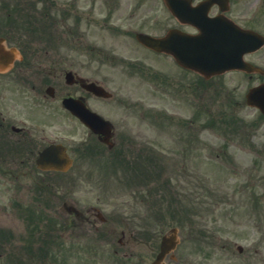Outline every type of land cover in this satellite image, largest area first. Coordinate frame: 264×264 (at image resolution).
Returning a JSON list of instances; mask_svg holds the SVG:
<instances>
[{"label": "flooded vegetation", "instance_id": "af4514ba", "mask_svg": "<svg viewBox=\"0 0 264 264\" xmlns=\"http://www.w3.org/2000/svg\"><path fill=\"white\" fill-rule=\"evenodd\" d=\"M31 1L14 0L16 10L30 9ZM88 1L90 11H83L81 7L72 27L65 26L66 32L62 34L70 36V43H62L56 49L47 43L36 44L22 15L17 17L16 24L3 23L0 8V169H7L5 173L0 171V177L10 176L6 188L11 192L6 205L14 210L35 212L32 222L46 227L41 234L43 238L35 242L57 244L60 264H151L157 253V236L147 228L158 225L159 221L148 222L140 215L136 204L115 202V190L100 185L106 174L84 171L86 156L82 155L84 149L93 144L95 163L102 162L108 152L125 159L131 153L135 154L133 157L141 156L145 152L141 142L136 147V134L131 128L145 127L146 112L113 95L111 98L98 97L82 85L112 83L115 82L114 72L124 71L131 75L144 73L155 81L157 92L184 94L189 100L196 82L216 98H240L249 83H261L264 75L229 70L206 76L178 61L186 53L188 58H193L189 52L194 50L199 36H202L204 49L216 50H236L242 43L239 30L247 31L252 43L264 41V0H145L136 1L133 6L130 1L125 2L122 10L128 18L134 19L146 1H151L153 9L147 7L146 10L155 13L154 35L158 39L166 38L168 46L176 51L175 57L163 51L154 52L159 61L154 71L140 61H118L114 56H109L100 66L93 64L98 57V46L89 32L98 25L117 31L119 24L115 22L113 0L105 3L102 12L97 11L96 0ZM42 3L47 7L50 1L42 0ZM120 5L121 2L118 9ZM43 17L49 19L50 13L43 11ZM117 20L121 18L117 17ZM135 22L136 19L131 23ZM60 49L63 53L57 55ZM83 53L88 63L85 68ZM260 53H264V44L246 58L257 55V59L249 61L264 68V55L260 57ZM58 66L60 73H72L69 84L54 82L52 85V68ZM207 66L206 62V73H209ZM50 86L53 90L47 92ZM67 97L83 101L86 107L110 122L111 132L106 143L103 142L106 135L91 133L81 120L63 107L62 100ZM131 112L138 122L131 121ZM159 117L156 113L155 118ZM68 121L74 132L69 136L65 130ZM16 122L21 126L15 125ZM82 129L87 138H82ZM76 135L79 140L73 141ZM140 138H143L142 134ZM52 144H63L69 147L72 158L80 157L78 170L70 171V168L62 172L38 168L39 154ZM9 165L13 171H9ZM83 179H91L98 186L93 188V203H84ZM49 200L52 201L50 204ZM41 211L46 213L39 214ZM50 240L54 243L48 242ZM8 243L0 241V256L8 253L3 251ZM179 261L177 257L166 259L167 264H180ZM188 264L204 263L192 259Z\"/></svg>", "mask_w": 264, "mask_h": 264}, {"label": "rangeland", "instance_id": "374dc122", "mask_svg": "<svg viewBox=\"0 0 264 264\" xmlns=\"http://www.w3.org/2000/svg\"><path fill=\"white\" fill-rule=\"evenodd\" d=\"M57 1L61 2V4L62 2L70 4L72 15H74L81 6L90 4V2H85L87 0H79L76 6H74V0ZM96 1L98 11H104V0ZM119 1H121V5L120 8L115 11V18L120 17L122 21V18H124L127 22H132L136 18L137 22L147 19L144 29L153 31L154 14L152 11V13L148 15L147 13L149 12L146 10L147 7L153 9L154 4L151 3V1H148L142 9L136 13L134 19L128 18L126 11L122 10L123 4L127 2V0ZM37 7L39 10L42 9V6L39 4H37ZM61 13L62 11L57 13L58 18L54 25V28L58 29L56 36L58 41V34H62L64 28V25L59 19ZM66 23L68 25L70 22L66 21ZM89 33L93 36L92 39L96 42L98 47L102 49L113 51L125 58H143L152 67L155 65L156 57L153 54L146 53L138 47L130 36L110 35L105 29H102V27H98L95 31L91 30ZM53 43L52 41L51 44ZM62 53L63 51L61 49L56 52L57 55ZM83 61L84 65H86L87 63L85 62L84 55ZM94 65L99 66L100 63H94ZM59 71L60 68H56V78L58 77L61 82L62 78L59 75ZM136 80L139 79L129 78L119 73L116 74V81L107 84V86L117 93L118 91L121 92L122 97L125 94V97H129L131 101L141 100L146 106L152 105L153 107L162 108L177 117L186 118L190 116L194 119L195 129L192 133L191 128L192 134L190 135H194L195 133V139L198 140L199 143H196V148L193 145L192 150H190L189 146L187 147V150L191 152L190 156H188L189 153H187L179 157L180 139H178V136L183 134L184 131H179L174 125V127L169 126L170 123H159V127H151L147 124L145 128L141 129V133L144 134L147 146L151 145V149L156 148L163 158L169 160L167 161L168 165L178 164V166L181 167H177L178 171L182 172L179 180L174 182L171 180L173 184H170V187L174 189V193L181 199H175L176 204L184 207L186 204L183 201H189L192 206L195 205V209L191 212L194 213L196 220L209 227L214 225V228L208 230L215 232V238L210 237V244H208V247L203 246L204 250L211 251L212 253L211 263L242 264V260H247V264H264V119L258 118V114L254 110L248 108L244 100H238L239 104L237 108L234 109L223 108L222 105L218 103L213 104L212 102H205L211 107V115L219 116L223 113L226 117L234 115L238 119H241V128L237 133H233L235 136L234 139H232L229 136L220 134L216 129L203 127L202 124L207 119L201 121L200 118H195L198 114V110H196L194 106L197 107L202 104V100L197 97V95L193 98L194 104H192V108L187 109L186 106L175 101L173 98H167L166 96L161 98L157 97L151 92L148 85H145L141 80H139L140 82ZM200 117H203V115H200ZM261 144L262 148L260 147ZM255 145L259 147V158H256L254 153H250L252 146ZM226 146L229 148L227 149L228 155L230 154L234 158L232 165L233 167L236 165L238 171H241V169L250 171L251 163L258 161V172L253 174L257 177L256 181H258L259 186H254V188L258 189V193L263 192V195L260 194L263 200H259L258 202L256 200L252 201L251 198L253 195L250 190L244 191L245 193L236 192L235 186L237 187L242 184L243 177L233 176L227 170L223 159H221V150ZM153 152H155V150H153ZM213 153L216 156V160L213 159L215 157ZM212 161L213 163L211 164ZM222 163L224 165H222ZM166 181L168 182V180ZM158 182L160 184V179ZM260 183H263L262 187ZM114 185L116 186V184ZM84 188V202H91L94 198V194H92L86 182H84ZM218 192L222 198H220ZM224 193L227 194L222 195ZM121 198L125 199L123 197ZM128 198L127 196V199ZM164 198L165 197L161 196V202L163 203L168 197H166L165 200ZM0 199L2 200V197ZM207 203H213V206L208 208ZM214 203L216 205H214ZM175 208H164L162 215H158L156 218L163 222L161 227L163 233L167 232L174 225L179 227L181 234V247L179 252H187L190 246L191 248L194 246L191 241L186 240L190 229L187 228L183 222H178L181 220L184 213L187 214L188 211H186L187 209L182 210L178 207L179 211L177 207ZM181 211L183 213H177ZM11 212L10 210L0 211V226L5 228L16 227L13 224ZM191 212L190 214L192 216ZM18 222L20 224L18 231L22 230L21 233H24L26 229L25 225L20 221ZM237 245L243 246V252L241 254L236 250ZM255 249L258 251L255 252ZM0 264H2V261H0ZM42 264H58V260H45Z\"/></svg>", "mask_w": 264, "mask_h": 264}, {"label": "water", "instance_id": "95a60500", "mask_svg": "<svg viewBox=\"0 0 264 264\" xmlns=\"http://www.w3.org/2000/svg\"><path fill=\"white\" fill-rule=\"evenodd\" d=\"M140 39L143 42L148 43L149 45H151L155 48H159V46H160L159 44H157V40H155L153 38L140 37ZM242 52L243 51L238 52L239 57L241 56ZM204 59H205V57H204L203 51H201V52L196 51L195 52V60H204ZM190 64L194 67L198 66L195 63H190ZM248 102L249 103H255V104L261 106L262 108H264V86H262L261 88H258V89L251 90L250 93L248 94ZM173 238H174L173 235L163 238L162 246H161L162 251L158 255L154 264H159V260L164 256V253L173 245ZM169 244H171V245L169 246Z\"/></svg>", "mask_w": 264, "mask_h": 264}]
</instances>
